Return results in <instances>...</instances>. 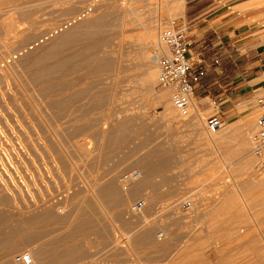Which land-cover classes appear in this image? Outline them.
<instances>
[{"label": "rangeland", "instance_id": "obj_1", "mask_svg": "<svg viewBox=\"0 0 264 264\" xmlns=\"http://www.w3.org/2000/svg\"><path fill=\"white\" fill-rule=\"evenodd\" d=\"M183 8L0 0V212L8 227L46 213L61 264H264V152L248 144L264 108L207 134L211 111L194 97L182 117L157 85L158 30Z\"/></svg>", "mask_w": 264, "mask_h": 264}, {"label": "crops", "instance_id": "obj_2", "mask_svg": "<svg viewBox=\"0 0 264 264\" xmlns=\"http://www.w3.org/2000/svg\"><path fill=\"white\" fill-rule=\"evenodd\" d=\"M177 26L184 28L191 52L220 60L194 86L193 96L203 111H217L223 124H233L264 108V103L255 105L253 101L264 92V0H184L183 16ZM42 214L24 215L15 222L19 225L8 227L0 212L1 257L27 248L35 260L43 259L42 264H61L58 259L64 253L56 248L59 240L47 241L38 226L43 221ZM46 226L51 224H42L44 229Z\"/></svg>", "mask_w": 264, "mask_h": 264}, {"label": "built area", "instance_id": "obj_3", "mask_svg": "<svg viewBox=\"0 0 264 264\" xmlns=\"http://www.w3.org/2000/svg\"><path fill=\"white\" fill-rule=\"evenodd\" d=\"M90 6L85 9H89ZM158 66L157 85L170 90V102L182 117H188L191 110H195L192 101L194 86L199 82L202 75L220 64L218 57L207 59L199 52H191V42L184 34V28L175 26L162 27L157 33V50L155 52ZM215 104V101L213 100ZM258 103H264L262 98ZM223 126V121L218 112L210 114L204 123V130L207 134L214 133ZM250 151L253 155L259 156L264 152V112L255 121V129L249 135ZM140 176L138 170H130L123 173L118 181L121 187L126 190L128 186ZM189 200L184 202L189 207ZM144 208L143 200L134 201L129 208L131 214H139ZM15 264H32L31 254L25 250L13 256Z\"/></svg>", "mask_w": 264, "mask_h": 264}, {"label": "bare ground", "instance_id": "obj_4", "mask_svg": "<svg viewBox=\"0 0 264 264\" xmlns=\"http://www.w3.org/2000/svg\"><path fill=\"white\" fill-rule=\"evenodd\" d=\"M183 1H184V0H182V3H183ZM88 11H89V10H88V8H87V9H84L83 12H84V13H87ZM77 17H78V16H77ZM78 18H79V17H78ZM151 30H152V29H151ZM148 31H149V30H148ZM152 31H153V30H152ZM152 31H150V32L148 33L147 38L149 37V38H153V39H154V33H153ZM149 38H148V39H149ZM101 39H103V38H100V39H97V40H95V41H93V42H90V43H89V49H91V50H95V49H97V48H98V44H99V42H101V41H100ZM150 40H151V39H150ZM147 48H148V47H147ZM95 51H96V50H95ZM97 57H98V56H97ZM154 57H155V59H156V55H154ZM145 58H146V57H145ZM153 59H154V58H153ZM99 61H101V60H99ZM93 63H94V62H93ZM101 63H103V62H100L99 64H101ZM96 65H97V64H96ZM96 65H95V66H96ZM90 67H91V66H90ZM101 67H103L102 64H101ZM96 68H97V67H96ZM94 69H95V68H94ZM97 69H99V67H98ZM97 71H98V70H97ZM154 72H155V71H154ZM150 75H151V73H148V76H149V77L147 78L148 80H149V78H150V79H151V78L153 79V77L150 76ZM145 79H146V78H145ZM145 79H144V80H145ZM147 79H146V80H147ZM146 80H145V81H146ZM148 80H147V81H148ZM153 80H154V79H153ZM147 81H146V82H147ZM148 83H149V82H148ZM148 83H147V84H148ZM192 98H194V96H192ZM101 138H102V137H101ZM211 141H212V140H211ZM212 142H213V141H212ZM248 144H249V143H248ZM245 149H246V148H245ZM112 182H113V181H112ZM114 190H116V189H114ZM116 194H117V193H116ZM226 202H227V201H226ZM117 204H118V203H117ZM43 216H44V214H43ZM42 220H43V219H42ZM5 223H6V222H5ZM13 226H14V225H13ZM16 227H17V226H16ZM21 227H22V226H21ZM21 227H20V228H21ZM25 229H26V228H25ZM4 230H5V229H4ZM13 230H15V229H13ZM15 231H16V230H15ZM6 232H7V231H6ZM16 232H17V231H16ZM39 232H40V231H39ZM36 233H37V232H36ZM19 234H20V233H19ZM13 235H14V234H13ZM37 235L40 236L41 234L38 233ZM5 236H7V235H5ZM0 237H1V235H0ZM4 243H5V242H4ZM41 247H42V246H41ZM43 249H44V248H43ZM43 249H42V250H43ZM57 249H58V248H57ZM57 249H56V250H57ZM5 250H6V249H5ZM42 250H41V251H42ZM28 251H29V250H28ZM39 251H40V250H39ZM46 251H47V250H46ZM58 251H59V250H58ZM36 252H37V251H36ZM52 252H53V251H52ZM52 252H51V253H52ZM62 252H63V251H62ZM41 253H42V252H41ZM47 253H49V252H47ZM30 254H31V257H32V264H34V263H35V261H34V258H35L34 256H35V255H34V253H32V252H31ZM39 254H40V252H39ZM43 254H44V253H43ZM45 254H46V252H45ZM45 254H44V256H45ZM65 254H66V253H65ZM68 254H69V253H68ZM68 254H67V255H68ZM49 255H50V254H49ZM54 255H55V253H54ZM62 255H64V254H62ZM62 255H61V256H62ZM67 255H66V256H67ZM41 256H42V255H41ZM52 256H53V255H51V257H52ZM64 256H65V255H64ZM57 257H58V256H57ZM45 258H46V256H45ZM48 258H50V257H48ZM66 258H67V257H66ZM66 258H65V259H66ZM50 259H51V258H50ZM42 260H43V259H42ZM43 263H44V262H43Z\"/></svg>", "mask_w": 264, "mask_h": 264}]
</instances>
